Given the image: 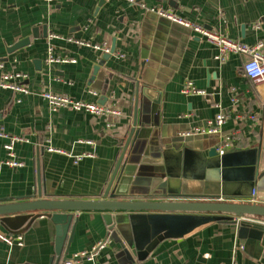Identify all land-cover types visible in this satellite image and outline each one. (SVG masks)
<instances>
[{
    "label": "crops",
    "instance_id": "obj_1",
    "mask_svg": "<svg viewBox=\"0 0 264 264\" xmlns=\"http://www.w3.org/2000/svg\"><path fill=\"white\" fill-rule=\"evenodd\" d=\"M158 9L245 44L264 41V0H0V77L27 74L24 85L30 90L26 94L0 87V132L24 137L15 149L25 162L20 168L0 166V203L39 198L38 164L42 198H103L137 112L138 122L151 126L148 132L176 143L177 151L190 138L182 148L187 143L193 150L203 146L207 156L209 147L219 148L229 136L233 138L223 154H233V166L238 152H252L258 159V151L253 198L264 204V86L244 72L248 57L229 53L218 60L215 45L161 16ZM25 38H30L27 45L9 50ZM113 47L94 76L96 65ZM51 53L75 62H50ZM187 80L204 94H184ZM46 91L87 103L105 101L101 105L119 114L52 110L42 97ZM220 112L228 115L220 132L194 133L209 128ZM6 142L0 137V162L6 158ZM86 154L91 156L76 161ZM248 156L253 161V155ZM139 171L131 197L163 199L168 190L163 169L145 165ZM184 172L192 190L205 189L197 163ZM174 185L184 186L182 181ZM34 214L0 217V264H50L56 226L48 215L29 225ZM74 215L75 236L66 261L70 264H264V225L214 220L183 235L140 243L134 255L132 222L126 213ZM18 235L23 245L3 238ZM99 243L105 246L95 259L75 261V255L91 254Z\"/></svg>",
    "mask_w": 264,
    "mask_h": 264
},
{
    "label": "water",
    "instance_id": "obj_2",
    "mask_svg": "<svg viewBox=\"0 0 264 264\" xmlns=\"http://www.w3.org/2000/svg\"><path fill=\"white\" fill-rule=\"evenodd\" d=\"M37 36V30H34ZM30 42L25 38L15 43L9 50L14 51ZM115 51L105 54L101 62L94 69V76L100 67ZM105 104V101L100 102ZM145 113V110H144ZM149 124L138 122L135 112L133 126L123 143L122 152L112 172L111 179L101 199H48L41 197L42 170L37 166L39 198L15 202L0 203V217L21 213H36L30 219V224L40 215L51 217L56 226L55 256L50 264H64L68 259L71 243L74 240L76 224L71 228L74 213L83 211H104L110 213H126L131 226V247L134 255L138 254L140 243L148 244L151 239L170 235H183L201 224L216 220H233L245 215L264 217V204L249 202L253 196L259 177L258 159L249 151L238 152L239 158L235 166L230 162L233 154H220L214 146L206 149L193 150L185 138L181 142L179 151L175 145L148 132ZM190 136V135H187ZM186 144V143H185ZM177 152V153H176ZM253 155V161L248 155ZM247 161H239L242 158ZM204 172L205 189L192 190L185 174V170L192 164ZM243 164V165H242ZM145 165L162 168L166 176L167 193L160 200L145 198L133 199L130 194L131 186L137 172ZM238 165H242L239 166ZM139 171V172H140ZM182 181L184 186L179 189L173 187ZM174 185V186H175ZM30 198V197H28ZM234 217V218H233ZM133 221L136 223L134 224ZM77 222V218H76ZM242 227L248 226L244 223ZM21 232V231H18ZM126 241V240H125ZM127 242V241H126Z\"/></svg>",
    "mask_w": 264,
    "mask_h": 264
},
{
    "label": "built area",
    "instance_id": "obj_3",
    "mask_svg": "<svg viewBox=\"0 0 264 264\" xmlns=\"http://www.w3.org/2000/svg\"><path fill=\"white\" fill-rule=\"evenodd\" d=\"M131 3H135L136 0H127ZM156 10V9H153ZM158 13L161 16L167 17L171 19V21L190 29L195 34L206 38L210 43L216 46L217 54L216 58L218 60H224L229 53H235L240 55H245L248 59L243 64V70L248 77H250L256 85L263 87L264 86V53L262 49L264 48V41H258L254 45H249L242 43L240 41H236L230 39L226 36L220 35L209 30L207 27L200 23H195L184 19L180 16H177L172 13L169 9H158ZM88 46H91L89 43H84ZM109 51V49L107 50ZM49 56L50 62H75L74 59H69L67 57H55L52 53ZM27 79V74L20 72H12V73H3L0 77V87L5 89H11L13 91L26 93L30 92L29 88L24 85L25 80ZM184 94H204V91L198 89L193 81L187 80L185 87L182 89ZM42 97L46 99L49 103V106L52 110H57L63 107H71L75 110H85L94 115H107L109 113L119 114L118 111L111 109L110 107H106L105 105H101L99 103H87L81 100H75L68 95H59L53 92L46 91L42 94ZM228 115L225 112H220L213 121L209 123L210 127L206 129L196 128L194 133L202 134V133H218L221 128L225 124ZM188 135L191 133H187ZM0 137L6 138L5 149H6V158L0 162V166L7 165L11 168H20L25 166V162L17 155L16 153V144L18 142H22L24 137L18 135H8L4 132H0ZM233 137L229 136L226 138L225 142H223L217 151L220 154H223L225 150L230 146V141ZM49 151H56L59 153H65L60 149H56L54 147H49ZM85 156H91V154L79 155L76 157V161L82 160ZM256 189L253 192V197L256 196ZM254 199V198H253ZM256 201V199L252 200ZM237 224L242 222L251 223V224H259L264 225V217L245 215L241 217H235ZM8 243L16 242L19 245H23V237L22 235L16 236L14 239L3 237ZM105 243H99L98 246L94 247L93 252L91 254L83 253L81 255H75V261L80 259H95V253L103 248ZM66 264H70V262H66Z\"/></svg>",
    "mask_w": 264,
    "mask_h": 264
}]
</instances>
